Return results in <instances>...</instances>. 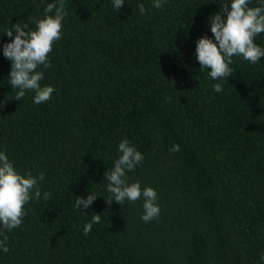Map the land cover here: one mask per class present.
<instances>
[{"label":"trees","instance_id":"1","mask_svg":"<svg viewBox=\"0 0 264 264\" xmlns=\"http://www.w3.org/2000/svg\"><path fill=\"white\" fill-rule=\"evenodd\" d=\"M49 2L0 0V151L21 174H45L21 225H0L9 248L0 264H261L264 57H233L231 77L212 80L195 51L199 38L214 41L210 18L231 0H167L162 9L125 0L118 12L113 0H64L51 67L37 69L51 99L37 105L29 91L17 101L4 33L25 22L35 30ZM254 43L264 48V33ZM123 139L144 157L127 183L157 193L160 214L149 222L143 197L105 203L104 174ZM89 194V208L74 210ZM95 214L101 222L84 235Z\"/></svg>","mask_w":264,"mask_h":264},{"label":"clouds","instance_id":"2","mask_svg":"<svg viewBox=\"0 0 264 264\" xmlns=\"http://www.w3.org/2000/svg\"><path fill=\"white\" fill-rule=\"evenodd\" d=\"M125 0H113V8L118 12ZM167 0H152V6L162 9ZM250 0H231L230 6L224 5L225 12H217L210 18V30L213 39L201 37L196 41V59L201 69H210L212 80H221L231 77L233 57H242L255 64L264 57V48L254 43L255 38L264 33V5L250 7ZM137 7L141 15L146 12L141 3ZM44 17L35 21V30L29 29V24H13L4 34L11 37V42L3 45V55L9 59L11 69L9 72L10 86L18 89L15 100L21 101L26 92H33V103L39 105L49 99L54 92L52 86H41L44 78V69L51 67L48 54L52 45L61 38L62 21L67 15L64 0H53L44 9ZM27 29V30H26ZM13 31L15 36H13ZM215 92L223 91L221 84L213 85ZM120 153L115 160L113 168L106 171L104 178L108 181L107 191L112 194L105 203L110 205L113 201L122 204L125 200L135 202L143 197V215L141 220L149 222L159 217L160 207L157 204V193L151 187L141 189L140 183H127L126 172L133 171L144 157L127 139L121 140L118 145ZM179 145H173L171 151L178 152ZM44 173L33 176L31 172L21 174L8 159L5 152L0 151V225L4 230L11 231L18 228L24 216L25 205L31 199L39 200L41 191L38 181L44 179ZM50 193L45 191L43 199L48 200ZM114 197V199H113ZM97 198L89 194L86 198H75L74 210L83 213ZM101 216L95 214L91 221L84 226V235H87L93 224H99ZM0 235H3L0 232ZM7 235L0 240V249L7 253ZM264 264V256L260 257Z\"/></svg>","mask_w":264,"mask_h":264}]
</instances>
